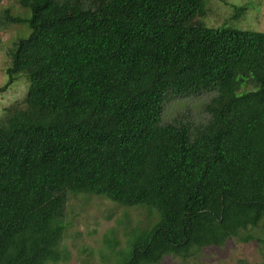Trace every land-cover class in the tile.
Masks as SVG:
<instances>
[{
	"label": "trees",
	"instance_id": "16d2710c",
	"mask_svg": "<svg viewBox=\"0 0 264 264\" xmlns=\"http://www.w3.org/2000/svg\"><path fill=\"white\" fill-rule=\"evenodd\" d=\"M18 2L30 17L6 19L31 33L2 90L21 74L30 85L0 119V264L67 260L69 194L158 214L127 249L107 244L116 264L264 231V32L208 27L209 0ZM204 93L206 124H164L170 97Z\"/></svg>",
	"mask_w": 264,
	"mask_h": 264
},
{
	"label": "rangeland",
	"instance_id": "374dc122",
	"mask_svg": "<svg viewBox=\"0 0 264 264\" xmlns=\"http://www.w3.org/2000/svg\"><path fill=\"white\" fill-rule=\"evenodd\" d=\"M236 7L246 8L237 18ZM6 10L13 16L27 18L31 15L18 0L0 1V119L6 115L7 108L17 104L24 106L30 85L26 74H21L7 90H2L9 81L10 51L17 41L31 33L28 23L8 22ZM198 20L208 27L228 26L264 32V0H209L206 15ZM213 95L170 97L164 107V124H206L210 115L205 105ZM158 218L156 212L145 207H124L97 195L69 194L64 216L68 228L61 242L67 260L56 264H116L123 256L113 253L107 244H115L117 239L116 251L127 249L133 233L142 232ZM249 233L255 239L245 242L232 238L224 246L202 249L193 259L167 256L160 264H264V231L255 229Z\"/></svg>",
	"mask_w": 264,
	"mask_h": 264
}]
</instances>
